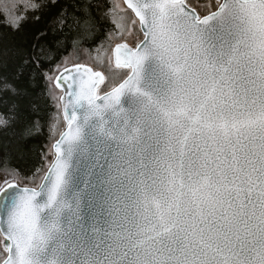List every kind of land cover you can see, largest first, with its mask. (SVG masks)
I'll return each mask as SVG.
<instances>
[{
    "label": "snow or ice",
    "instance_id": "1",
    "mask_svg": "<svg viewBox=\"0 0 264 264\" xmlns=\"http://www.w3.org/2000/svg\"><path fill=\"white\" fill-rule=\"evenodd\" d=\"M23 9L0 33V264H264V0ZM109 17L106 77L64 53Z\"/></svg>",
    "mask_w": 264,
    "mask_h": 264
},
{
    "label": "trees",
    "instance_id": "2",
    "mask_svg": "<svg viewBox=\"0 0 264 264\" xmlns=\"http://www.w3.org/2000/svg\"><path fill=\"white\" fill-rule=\"evenodd\" d=\"M23 2L24 0H0V33L6 31L3 27L5 15L7 14H19L23 12ZM109 6H111V0H107ZM13 4H20L21 7L19 10L13 9ZM109 32H115V24L112 22V18H108V23L106 28L103 30L102 35L100 38H97L94 42L90 43H82L78 49L69 48L68 52L64 53L65 56L73 55L76 53L75 56L79 55L82 56V52L85 53L88 61L90 62L91 66L95 70H99L104 72L106 77H111L112 73L109 72V60H110V53L112 46L119 42L117 39L113 38L111 40L107 39ZM101 88L106 91L107 88H104L102 85ZM57 108L56 102L49 98V109H48V121L47 123L51 125L57 119ZM59 123L56 127L55 135L53 136L48 128H45V151H48V147L51 145L54 139L57 138L59 132L62 130L64 126L62 114L58 117ZM45 167L47 161L43 162ZM37 168L40 167V164L36 165ZM42 174V173H41Z\"/></svg>",
    "mask_w": 264,
    "mask_h": 264
},
{
    "label": "rangeland",
    "instance_id": "3",
    "mask_svg": "<svg viewBox=\"0 0 264 264\" xmlns=\"http://www.w3.org/2000/svg\"><path fill=\"white\" fill-rule=\"evenodd\" d=\"M119 2H120L121 4H123L122 0H119ZM75 55H76V53H74L73 55L71 54V55H69L68 57H70L74 62L85 63V64H89V65L91 66V64H90V62L88 61V59H87V57H86V55H85L84 52H82V56H79V55L75 56ZM91 67H92V66H91ZM92 68H93V67H92ZM93 69H94V68H93ZM94 70H95V69H94ZM97 71H99V70H97ZM56 93L59 94V90L56 89ZM62 129H63V128H62Z\"/></svg>",
    "mask_w": 264,
    "mask_h": 264
},
{
    "label": "water",
    "instance_id": "4",
    "mask_svg": "<svg viewBox=\"0 0 264 264\" xmlns=\"http://www.w3.org/2000/svg\"><path fill=\"white\" fill-rule=\"evenodd\" d=\"M123 1V0H122ZM115 45V44H114ZM114 45H113V47H114ZM112 47V48H113ZM112 50V49H111ZM111 58H112V51H111ZM88 66H90L89 64H87ZM91 67V66H90ZM94 71H97V70H94ZM57 90H59L60 91V89H57ZM102 94V93H101ZM63 117V116H62ZM65 128V124H64V127H63V129ZM62 129V130H63ZM59 138V135H58V137L56 138V139H58Z\"/></svg>",
    "mask_w": 264,
    "mask_h": 264
}]
</instances>
